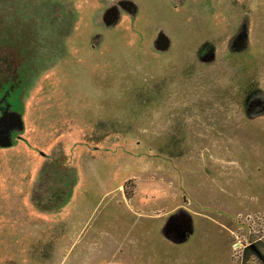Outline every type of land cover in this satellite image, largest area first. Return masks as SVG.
I'll use <instances>...</instances> for the list:
<instances>
[{
	"label": "rangeland",
	"instance_id": "rangeland-1",
	"mask_svg": "<svg viewBox=\"0 0 264 264\" xmlns=\"http://www.w3.org/2000/svg\"><path fill=\"white\" fill-rule=\"evenodd\" d=\"M264 0H0V264H261Z\"/></svg>",
	"mask_w": 264,
	"mask_h": 264
},
{
	"label": "trees",
	"instance_id": "trees-1",
	"mask_svg": "<svg viewBox=\"0 0 264 264\" xmlns=\"http://www.w3.org/2000/svg\"><path fill=\"white\" fill-rule=\"evenodd\" d=\"M251 244H253L254 246V250H252L251 248L248 247V251L253 254L255 257H257L259 259V262L261 264H264V253L261 250V248L258 246V244L256 242H252Z\"/></svg>",
	"mask_w": 264,
	"mask_h": 264
},
{
	"label": "flooded vegetation",
	"instance_id": "flooded-vegetation-1",
	"mask_svg": "<svg viewBox=\"0 0 264 264\" xmlns=\"http://www.w3.org/2000/svg\"><path fill=\"white\" fill-rule=\"evenodd\" d=\"M248 247L251 248L252 250L255 249L254 246H253V244H250V246H248ZM248 247L246 248V250H249Z\"/></svg>",
	"mask_w": 264,
	"mask_h": 264
}]
</instances>
